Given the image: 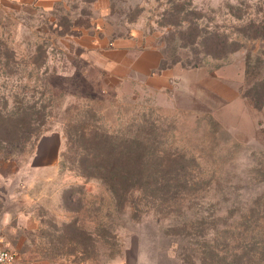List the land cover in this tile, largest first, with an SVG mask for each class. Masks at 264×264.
Returning a JSON list of instances; mask_svg holds the SVG:
<instances>
[{"label": "rangeland", "instance_id": "374dc122", "mask_svg": "<svg viewBox=\"0 0 264 264\" xmlns=\"http://www.w3.org/2000/svg\"><path fill=\"white\" fill-rule=\"evenodd\" d=\"M6 106L38 127L0 147L14 264H264V0L0 6ZM83 131L164 151L180 194L119 202Z\"/></svg>", "mask_w": 264, "mask_h": 264}, {"label": "trees", "instance_id": "16d2710c", "mask_svg": "<svg viewBox=\"0 0 264 264\" xmlns=\"http://www.w3.org/2000/svg\"><path fill=\"white\" fill-rule=\"evenodd\" d=\"M7 106L3 112L0 110V147L4 144L20 143L24 135L38 131V127L32 124L34 111L32 113L27 108L9 110ZM82 136L93 137L92 141L94 140L96 146L90 145L88 149L93 150L95 154L97 150H101V156L96 158L94 155V161L91 162L100 168L102 163L103 169L109 166L110 178L102 179L114 197H120L119 202L123 201L121 199L126 192L144 191V187L149 184L163 197L168 194H180L174 191V186L167 190L170 180L161 174L163 170L174 167L176 159L166 160L159 154L164 151L159 152L160 150L153 149L147 142H141L140 136L133 135L128 140H122L108 133L92 134L88 131H83Z\"/></svg>", "mask_w": 264, "mask_h": 264}, {"label": "crops", "instance_id": "0c3cea01", "mask_svg": "<svg viewBox=\"0 0 264 264\" xmlns=\"http://www.w3.org/2000/svg\"><path fill=\"white\" fill-rule=\"evenodd\" d=\"M56 0H0V6L13 7L20 6L26 7H39V8H50ZM153 67V66H151Z\"/></svg>", "mask_w": 264, "mask_h": 264}, {"label": "built area", "instance_id": "2783aa9c", "mask_svg": "<svg viewBox=\"0 0 264 264\" xmlns=\"http://www.w3.org/2000/svg\"><path fill=\"white\" fill-rule=\"evenodd\" d=\"M15 251L6 244L0 232V264H14L16 261Z\"/></svg>", "mask_w": 264, "mask_h": 264}]
</instances>
